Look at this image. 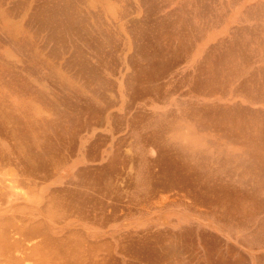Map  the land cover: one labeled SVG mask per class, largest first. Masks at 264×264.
Returning <instances> with one entry per match:
<instances>
[{
    "label": "rangeland",
    "instance_id": "1",
    "mask_svg": "<svg viewBox=\"0 0 264 264\" xmlns=\"http://www.w3.org/2000/svg\"><path fill=\"white\" fill-rule=\"evenodd\" d=\"M0 264H264V0H0Z\"/></svg>",
    "mask_w": 264,
    "mask_h": 264
}]
</instances>
